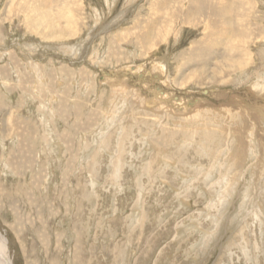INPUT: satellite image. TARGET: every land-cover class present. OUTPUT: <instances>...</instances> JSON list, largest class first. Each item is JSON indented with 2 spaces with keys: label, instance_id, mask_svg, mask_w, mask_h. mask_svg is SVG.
I'll list each match as a JSON object with an SVG mask.
<instances>
[{
  "label": "rangeland",
  "instance_id": "obj_1",
  "mask_svg": "<svg viewBox=\"0 0 264 264\" xmlns=\"http://www.w3.org/2000/svg\"><path fill=\"white\" fill-rule=\"evenodd\" d=\"M0 239L264 264V0H0Z\"/></svg>",
  "mask_w": 264,
  "mask_h": 264
},
{
  "label": "bare ground",
  "instance_id": "obj_2",
  "mask_svg": "<svg viewBox=\"0 0 264 264\" xmlns=\"http://www.w3.org/2000/svg\"><path fill=\"white\" fill-rule=\"evenodd\" d=\"M68 16V15H67ZM71 17V16H70ZM69 19V18H68ZM71 21V20H70ZM73 24V22L72 23H69V21H68V29H69V27H71V25ZM73 28V27H72ZM234 43V42H233ZM232 43V44H233ZM229 49V51H230V49L232 50V51H236L237 52V48L235 47V46H233V47H230V48H228ZM200 55V54H199ZM197 56H195L194 58H191L192 60H196V59H198V58H196ZM199 60V59H198ZM197 61V60H196ZM220 71H218V72H216V74H218V76H219V73ZM222 74V73H221ZM217 76V77H218ZM0 264H11V262L8 260V256H7V253H6V246H5V243H4V240H1L0 239Z\"/></svg>",
  "mask_w": 264,
  "mask_h": 264
}]
</instances>
